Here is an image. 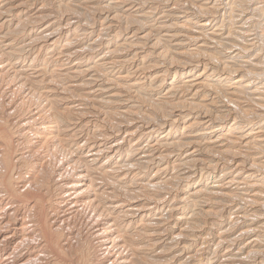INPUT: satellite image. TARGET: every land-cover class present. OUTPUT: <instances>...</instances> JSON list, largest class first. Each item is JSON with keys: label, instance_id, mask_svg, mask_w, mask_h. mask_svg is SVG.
Returning a JSON list of instances; mask_svg holds the SVG:
<instances>
[{"label": "bare ground", "instance_id": "bare-ground-1", "mask_svg": "<svg viewBox=\"0 0 264 264\" xmlns=\"http://www.w3.org/2000/svg\"><path fill=\"white\" fill-rule=\"evenodd\" d=\"M0 264H264V0H0Z\"/></svg>", "mask_w": 264, "mask_h": 264}, {"label": "rangeland", "instance_id": "rangeland-1", "mask_svg": "<svg viewBox=\"0 0 264 264\" xmlns=\"http://www.w3.org/2000/svg\"><path fill=\"white\" fill-rule=\"evenodd\" d=\"M164 238H165V237H163L162 240H163ZM83 244H84V243H83ZM83 247H85V245H83ZM83 247H82V248H83ZM84 249L86 250V248H84Z\"/></svg>", "mask_w": 264, "mask_h": 264}]
</instances>
